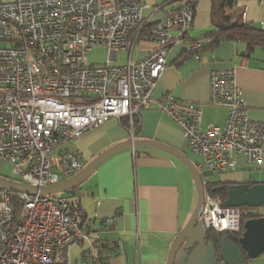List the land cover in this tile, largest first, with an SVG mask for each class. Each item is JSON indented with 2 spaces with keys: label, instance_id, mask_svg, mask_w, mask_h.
<instances>
[{
  "label": "built area",
  "instance_id": "built-area-1",
  "mask_svg": "<svg viewBox=\"0 0 264 264\" xmlns=\"http://www.w3.org/2000/svg\"><path fill=\"white\" fill-rule=\"evenodd\" d=\"M200 0H181L151 31L154 48L134 60L146 24L142 0H13L0 2V160L12 164L11 181L41 189L86 167L72 140L112 117L127 119L134 137L142 108L156 104L180 126L189 149L203 156V175L236 166L231 153L260 163L264 121L249 117L235 69L211 72L209 103L227 108L224 126L202 128L201 104L157 99L153 90L172 47L190 40ZM264 3V0H259ZM107 50V61L89 54ZM128 61L114 63L120 53ZM196 57H199L197 54ZM134 139V138H133ZM207 230L241 232V208L206 194L199 216ZM79 195L15 192L0 188V264H72L71 250L88 238Z\"/></svg>",
  "mask_w": 264,
  "mask_h": 264
},
{
  "label": "crops",
  "instance_id": "crops-1",
  "mask_svg": "<svg viewBox=\"0 0 264 264\" xmlns=\"http://www.w3.org/2000/svg\"><path fill=\"white\" fill-rule=\"evenodd\" d=\"M4 1L11 0H0ZM167 1L142 0L144 19L149 23L162 20L171 7V4L162 5ZM237 6L247 22L264 30V3L237 0ZM212 11L211 0L198 1L190 36L200 40L202 46L198 53L192 55L186 50L188 42L176 43L152 95L160 100L179 99L201 104L203 129L211 124L224 126L227 108L209 103L211 72L215 69H235V79L249 117L264 121V46L247 52L245 44L240 41L207 36L214 29ZM153 48L152 40L139 41L134 47L132 59L146 55ZM197 54L199 57H196ZM128 57L129 53L122 52L114 63L123 64ZM140 119L134 139L121 120L112 117L72 140L69 149L80 152L87 166L117 145L143 140L180 150L196 168L203 162V156L187 146L177 122L158 105L142 108ZM189 151L197 156V162L191 158ZM231 156L236 166L215 174L218 176L213 179L204 180L205 175L201 174L204 183H264V154L260 163L251 162L239 153L233 152ZM6 163L0 160L1 178L5 177L1 172ZM78 189L75 194L81 198L84 227L90 233V239L118 240L107 264H168L172 246L188 224L198 202L197 184L186 164L176 155L152 147L129 148L113 154L84 178ZM85 250L86 242L71 250L72 264H100L93 259H85ZM249 264H264V253L249 259Z\"/></svg>",
  "mask_w": 264,
  "mask_h": 264
},
{
  "label": "water",
  "instance_id": "water-1",
  "mask_svg": "<svg viewBox=\"0 0 264 264\" xmlns=\"http://www.w3.org/2000/svg\"><path fill=\"white\" fill-rule=\"evenodd\" d=\"M138 147H152L176 155L189 168L197 184V205L188 224L172 246L168 264H249L247 260L255 259L264 253V216L247 219L243 223L239 245L231 240L222 239L219 247L220 252L217 253V242L210 241L207 238L208 230L205 228L204 222L199 220L206 196L202 175L183 152L158 142L131 140L117 145L100 155L72 178L52 186L37 189L0 177V188H7L15 192L40 193L42 195L53 194L57 191L68 192L70 188L80 183L113 154L124 149ZM224 205L239 208L241 206H264V183L250 184L243 182L230 185Z\"/></svg>",
  "mask_w": 264,
  "mask_h": 264
},
{
  "label": "trees",
  "instance_id": "trees-1",
  "mask_svg": "<svg viewBox=\"0 0 264 264\" xmlns=\"http://www.w3.org/2000/svg\"><path fill=\"white\" fill-rule=\"evenodd\" d=\"M181 0H169L166 3L162 5L171 4L170 11L176 10V2H179ZM213 3V11H212V19H213V30L211 32L207 33L208 35L217 36L224 39L229 40H235L240 41L245 44L247 52H251V50L255 49L257 46H264V30L258 29L253 26L252 23L247 22L245 20L243 12L239 9L237 6V0H211ZM160 8H163V6H159ZM196 6L195 8V14H196ZM157 22L155 23H149L146 22L142 32L139 41L144 39H151V31L152 27L155 26ZM211 33V34H210ZM191 37V36H190ZM191 41H200L198 39L190 38ZM202 46V42H201ZM187 50V49H186ZM188 54H195L198 53V50L189 52L187 50ZM122 124H127V119L123 117L120 121ZM138 130V127L137 129ZM136 132V131H135ZM8 178V177H6ZM79 184H76L72 188L69 189L67 193H71L72 195H78L75 194L76 191L79 192ZM230 185L222 184L218 181H205V188L208 194L219 197L222 199L223 203L227 198L228 189ZM54 195V194H51ZM245 209L241 211V222L242 226L243 223L250 218H256L260 216H264L263 213H261L259 210H251L247 206L244 207ZM82 216V224L81 227L83 231L88 235L89 232L86 231L84 225V215L81 211ZM243 229L241 232L235 233V232H216L213 229L208 230V236L216 238L217 242V253H219L220 249V242L222 239H228L232 242L239 245V237L242 235ZM93 241V240H92ZM118 245V240H112V239H106V238H97L93 241V246L95 249L94 254H89L88 250L84 251V257L90 258L95 260L97 263L100 264H107V259L109 257V254L115 250V248Z\"/></svg>",
  "mask_w": 264,
  "mask_h": 264
},
{
  "label": "rangeland",
  "instance_id": "rangeland-1",
  "mask_svg": "<svg viewBox=\"0 0 264 264\" xmlns=\"http://www.w3.org/2000/svg\"><path fill=\"white\" fill-rule=\"evenodd\" d=\"M13 1V0H11ZM259 1V0H258ZM5 2V1H4ZM144 9V8H143ZM107 50L104 48V47H98V48H95L90 54H89V59L92 63H105L107 61ZM189 155L191 156V158L197 162L198 159H197V156L196 155H193L192 152H188ZM1 175L5 176V177H8V178H5L6 180H9L11 181L9 178H11L13 176V167H12V164H9V163H6V166H4L2 168V172H1ZM218 175H208L206 174L205 175V178L204 180H207V179H213L214 177L217 178ZM13 182V181H12ZM55 196H67V195H71V193H67V192H63V191H57V192H54L53 193ZM197 199H198V190H197ZM245 207V206H244ZM243 206H241V211H243L245 208ZM249 209L251 210H260L261 212H264V206L262 207H248ZM86 242V249L89 248L90 246V240L87 238L85 240ZM81 244L77 245L78 247H80ZM75 250V249H74Z\"/></svg>",
  "mask_w": 264,
  "mask_h": 264
},
{
  "label": "flooded vegetation",
  "instance_id": "flooded-vegetation-1",
  "mask_svg": "<svg viewBox=\"0 0 264 264\" xmlns=\"http://www.w3.org/2000/svg\"><path fill=\"white\" fill-rule=\"evenodd\" d=\"M229 187H230V186H229ZM207 238H208L210 241H211V240H212V241H216V238H214V237L211 238V237L207 236ZM193 248H194V246H193ZM247 261L249 262V260H247Z\"/></svg>",
  "mask_w": 264,
  "mask_h": 264
}]
</instances>
